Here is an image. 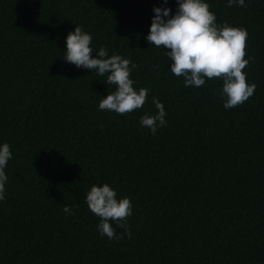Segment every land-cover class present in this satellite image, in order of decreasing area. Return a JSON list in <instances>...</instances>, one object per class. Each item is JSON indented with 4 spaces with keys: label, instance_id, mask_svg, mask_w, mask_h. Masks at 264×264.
I'll return each mask as SVG.
<instances>
[{
    "label": "trees",
    "instance_id": "obj_1",
    "mask_svg": "<svg viewBox=\"0 0 264 264\" xmlns=\"http://www.w3.org/2000/svg\"><path fill=\"white\" fill-rule=\"evenodd\" d=\"M204 2L218 27L248 33L256 89L232 109L223 78L185 87L170 50L147 41L154 8L175 16L177 0H0V147L12 153L0 264H264V0ZM77 26L93 58L104 47L137 66L142 108L99 109L116 86L64 59ZM153 98L166 113L155 135L140 124ZM104 184L131 201L130 238L113 221L116 238L98 230L86 196Z\"/></svg>",
    "mask_w": 264,
    "mask_h": 264
},
{
    "label": "clouds",
    "instance_id": "obj_2",
    "mask_svg": "<svg viewBox=\"0 0 264 264\" xmlns=\"http://www.w3.org/2000/svg\"><path fill=\"white\" fill-rule=\"evenodd\" d=\"M164 4L168 0H163ZM179 5L175 16L170 8H154V17L150 34L146 37L150 45L169 49L167 52L172 61L171 72L176 77H184L185 87H200L205 79L223 78L222 96H225V109L242 105L253 96L256 85L247 83L244 69L249 60L245 59L247 36L244 29L216 25V16L204 0H177ZM234 5L246 7L245 0H228V7ZM167 18V19H165ZM92 36L76 27L66 39L67 51L64 59L77 68L91 69L100 76L107 75L105 83L115 85L116 91L111 92L99 103L100 110L125 115L144 106L149 89L141 88L137 92L130 79V74L137 66L129 59L119 55L109 57L106 48L101 47L93 58L90 47ZM131 65V67H130ZM153 104L158 112L155 115H144L140 124L151 130L155 135L158 128L166 125L164 105L156 98ZM12 158L7 143L0 147V201L5 200V184L7 176L5 167ZM89 210L101 218L98 230L101 236L108 239L116 238L115 230L110 221L127 229V217L132 215V204L129 198L117 200V193L108 185L92 186L86 196ZM63 211L71 215V207L64 206ZM122 238V236H121Z\"/></svg>",
    "mask_w": 264,
    "mask_h": 264
}]
</instances>
